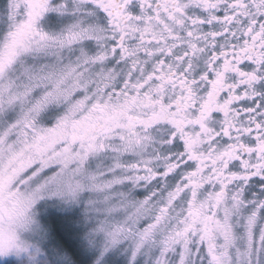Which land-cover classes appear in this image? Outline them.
I'll use <instances>...</instances> for the list:
<instances>
[{"label":"snow or ice","instance_id":"1","mask_svg":"<svg viewBox=\"0 0 264 264\" xmlns=\"http://www.w3.org/2000/svg\"><path fill=\"white\" fill-rule=\"evenodd\" d=\"M0 264H264V0H0Z\"/></svg>","mask_w":264,"mask_h":264}]
</instances>
